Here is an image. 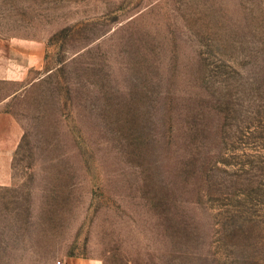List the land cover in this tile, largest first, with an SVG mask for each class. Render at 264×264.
<instances>
[{"label":"rangeland","instance_id":"374dc122","mask_svg":"<svg viewBox=\"0 0 264 264\" xmlns=\"http://www.w3.org/2000/svg\"><path fill=\"white\" fill-rule=\"evenodd\" d=\"M0 40L40 60L0 258L264 264V0H0Z\"/></svg>","mask_w":264,"mask_h":264},{"label":"crops","instance_id":"0c3cea01","mask_svg":"<svg viewBox=\"0 0 264 264\" xmlns=\"http://www.w3.org/2000/svg\"><path fill=\"white\" fill-rule=\"evenodd\" d=\"M36 47L27 41L21 40H0V196L12 197L14 178L12 174V162L14 153L17 151L23 137V128L10 111L12 99L28 88V74L34 70L40 60H36ZM11 206L12 199L0 200V205ZM12 212V211H10ZM0 239L1 245L16 244L13 235L15 230L27 227V222L19 226L17 222L0 219ZM30 241V242H28ZM27 242V243H26ZM17 248H6L7 252H15L16 255H6L0 258V264H100L95 260H85L77 257H50L39 248L37 250L32 238H27L17 242ZM47 252V251H46Z\"/></svg>","mask_w":264,"mask_h":264}]
</instances>
